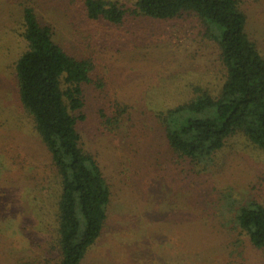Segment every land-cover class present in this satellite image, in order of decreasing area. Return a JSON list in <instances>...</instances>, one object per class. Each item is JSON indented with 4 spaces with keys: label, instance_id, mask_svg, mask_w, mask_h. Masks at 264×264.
I'll return each instance as SVG.
<instances>
[{
    "label": "rangeland",
    "instance_id": "1",
    "mask_svg": "<svg viewBox=\"0 0 264 264\" xmlns=\"http://www.w3.org/2000/svg\"><path fill=\"white\" fill-rule=\"evenodd\" d=\"M106 1L126 10L121 23L88 19L82 0H0V264L57 257L55 173L16 90L22 3L68 54L92 64L78 129L110 202L80 264H263L229 221L232 201L264 205V152L234 134L204 172H184L157 115L191 99L194 88L218 90L217 44L193 13L158 20L135 15L136 0ZM238 1L264 57V0Z\"/></svg>",
    "mask_w": 264,
    "mask_h": 264
},
{
    "label": "trees",
    "instance_id": "2",
    "mask_svg": "<svg viewBox=\"0 0 264 264\" xmlns=\"http://www.w3.org/2000/svg\"><path fill=\"white\" fill-rule=\"evenodd\" d=\"M88 19L119 24L126 10L106 0H82ZM135 15L169 20L193 13L219 50L224 69L218 90L194 88L195 95L157 113L164 139L183 171L201 174L226 139L241 134L264 152V57L246 30L238 0H136ZM20 37L25 50L14 64L17 96L49 156L58 195L55 207L57 257L42 254L39 264H80L99 238L107 217L110 190L96 159L81 146L83 85L92 64L68 54L53 40L32 5L21 4ZM182 171V170H181ZM232 229L242 235L264 264V205H234Z\"/></svg>",
    "mask_w": 264,
    "mask_h": 264
},
{
    "label": "bare ground",
    "instance_id": "3",
    "mask_svg": "<svg viewBox=\"0 0 264 264\" xmlns=\"http://www.w3.org/2000/svg\"><path fill=\"white\" fill-rule=\"evenodd\" d=\"M117 229H118V228H117ZM117 229H116V230H117Z\"/></svg>",
    "mask_w": 264,
    "mask_h": 264
}]
</instances>
